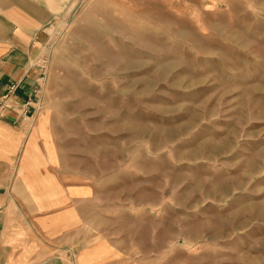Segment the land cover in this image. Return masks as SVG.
<instances>
[{"label": "rangeland", "instance_id": "rangeland-1", "mask_svg": "<svg viewBox=\"0 0 264 264\" xmlns=\"http://www.w3.org/2000/svg\"><path fill=\"white\" fill-rule=\"evenodd\" d=\"M47 32L44 102L84 167L113 153L127 258L202 264L264 218V0H69Z\"/></svg>", "mask_w": 264, "mask_h": 264}, {"label": "crops", "instance_id": "crops-1", "mask_svg": "<svg viewBox=\"0 0 264 264\" xmlns=\"http://www.w3.org/2000/svg\"><path fill=\"white\" fill-rule=\"evenodd\" d=\"M68 1L0 0V98L16 83L18 99L41 104L31 118L12 110L0 118V264H147L112 241L113 153L84 167L44 102L34 60ZM251 160L244 172L264 176V162ZM204 245L202 264H264V218L252 213L249 228Z\"/></svg>", "mask_w": 264, "mask_h": 264}, {"label": "built area", "instance_id": "built-area-1", "mask_svg": "<svg viewBox=\"0 0 264 264\" xmlns=\"http://www.w3.org/2000/svg\"><path fill=\"white\" fill-rule=\"evenodd\" d=\"M43 78V77H42ZM18 84H10L0 98V118H3L7 110H12L18 118H31L33 113L41 109L39 101L32 103V98L29 96L25 99H18L17 96Z\"/></svg>", "mask_w": 264, "mask_h": 264}]
</instances>
